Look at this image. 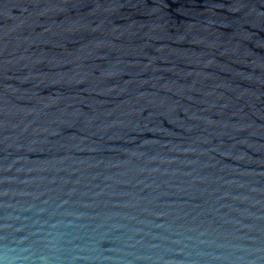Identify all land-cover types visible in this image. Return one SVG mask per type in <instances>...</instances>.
I'll return each instance as SVG.
<instances>
[{"label":"water","instance_id":"1","mask_svg":"<svg viewBox=\"0 0 264 264\" xmlns=\"http://www.w3.org/2000/svg\"><path fill=\"white\" fill-rule=\"evenodd\" d=\"M0 264H264V0H0Z\"/></svg>","mask_w":264,"mask_h":264}]
</instances>
